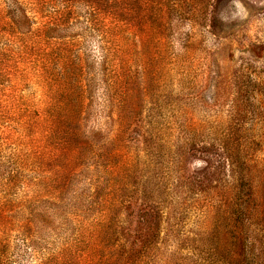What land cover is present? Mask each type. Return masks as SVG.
Listing matches in <instances>:
<instances>
[{
    "label": "rangeland",
    "instance_id": "1",
    "mask_svg": "<svg viewBox=\"0 0 264 264\" xmlns=\"http://www.w3.org/2000/svg\"><path fill=\"white\" fill-rule=\"evenodd\" d=\"M100 1L125 20L110 24L105 67L106 23L89 27L85 0L61 40L34 33L23 64L0 32V210L13 219L2 264L56 259L104 228L117 234L100 254H120L124 225L158 236L149 264H264V0ZM14 3L34 30L61 7L0 8ZM56 41L87 59L70 116L77 96L47 80L61 67L41 66Z\"/></svg>",
    "mask_w": 264,
    "mask_h": 264
},
{
    "label": "trees",
    "instance_id": "2",
    "mask_svg": "<svg viewBox=\"0 0 264 264\" xmlns=\"http://www.w3.org/2000/svg\"><path fill=\"white\" fill-rule=\"evenodd\" d=\"M48 1L50 4H61V7H59L56 10L55 17H52V20L50 22H45V24L38 28L37 30H34L33 24L35 23V20L33 15H30L28 11L23 8L22 5L14 3L15 6L11 7H5V11L0 8V32L1 35H6L7 37H11L15 40H19L20 45V52L12 53L13 58H17V61H20L22 64L24 61V56L27 54L32 56V50H29V44H31V41H33L32 37L37 36L34 33L40 32L45 36L46 40L50 38H55L58 40H61L60 38H64V34L61 33L66 23L69 22L73 16H70L71 13H73L75 9L76 3L81 2V0H43ZM86 2V19L88 21L89 27L90 25H96L97 20L100 18V20L104 19V22L106 24L105 27H103L102 30V38H103V46L102 50L105 52L103 59H104V67L105 63H107L110 59V53L114 52L112 49L113 45L111 44V41L109 39L110 36V24L111 23H117V24H123L124 18H121L120 15L116 16V12L112 11L110 9H105L102 7L103 2L100 0H85ZM48 6V5H46ZM45 7V6H44ZM38 13V11H37ZM79 14H77L78 17ZM125 23V22H124ZM63 26V28H62ZM62 28V29H61ZM76 36V35H73ZM45 40V41H46ZM71 44V43H70ZM65 46V47H63ZM71 47H68V45L61 44V41L54 42L50 47L46 48V51L43 50V53L41 55V66L47 67L48 65H55L61 67L60 71L56 72V75H54L55 79H47L49 82H52L53 84L59 83V87L63 93V96L68 95L69 97H72L74 95L77 96L78 101L74 105L73 108H71L69 103H65L67 108L65 110V116H70V112L83 104V100H80L81 98H78L79 96H86L87 90H88V80L83 77V74L85 73L84 66H87L85 62H87V59L83 58L79 55V51L77 50L73 52ZM115 54V52H114ZM27 55V56H28ZM61 63H63L61 65ZM68 64V65H66ZM69 64L74 67V71L78 72L81 70L80 75H72L69 69ZM103 67V68H104ZM75 99V100H77ZM3 115L0 117V119H3ZM65 120L61 121V123H64ZM3 145H1L2 147ZM0 147V148H1ZM18 181V178H14L12 180V183L15 184ZM149 207V206H148ZM153 209V208H152ZM154 210V209H153ZM7 212V211H6ZM11 212V211H10ZM9 212V213H10ZM147 211H145V215ZM8 213V214H9ZM8 214L4 217V214L0 210V264L3 263L2 259L5 257L6 252L8 251L9 247V236H7V220H10L9 222H12V218L8 217ZM15 215L13 214L12 217ZM145 222L148 223V219H145ZM132 221L129 222V225H132ZM124 228V235H123V245L120 249V254H117L114 250L109 251V254L103 255L100 254L99 247L101 246V242L104 241V238H113V235H116V231H112L110 235L104 234V231H107L105 228L101 229L96 235L97 241L100 242H93L89 246H85L82 248H76L79 244H81L79 241L75 243H67L68 245L64 244L65 247L63 249L59 250V253L55 256L56 259H53L52 257L50 260L45 261L41 264H72L74 259L80 258L82 260V263L84 264H149V253L154 249V245L157 242L158 236L156 234H152V238L149 240L146 239V236L144 235V232H135L136 229H132V231H128ZM151 225L148 223L147 227H150ZM26 225H22L20 232L25 235L29 236L28 233L31 229L30 228L25 229ZM129 228V227H128ZM131 229V228H130ZM29 230V231H27ZM119 232V231H118ZM133 235V240H130V237ZM99 236L101 239H99ZM143 236V240H140V246L138 248H135L132 243L139 240ZM118 246V245H117ZM129 251L127 254L126 250ZM88 262H84L87 260ZM208 264L210 263L209 258L207 259ZM140 262V263H139ZM81 263V264H82Z\"/></svg>",
    "mask_w": 264,
    "mask_h": 264
}]
</instances>
